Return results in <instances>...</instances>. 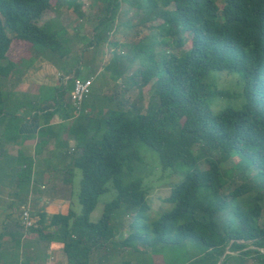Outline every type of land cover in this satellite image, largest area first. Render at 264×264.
I'll return each instance as SVG.
<instances>
[{
	"label": "trees",
	"instance_id": "1",
	"mask_svg": "<svg viewBox=\"0 0 264 264\" xmlns=\"http://www.w3.org/2000/svg\"><path fill=\"white\" fill-rule=\"evenodd\" d=\"M64 1L82 15L80 0ZM104 1L111 14L127 0ZM138 1L151 9L161 2L162 33L177 34L178 45L188 33L191 44L176 54L165 52L166 41L136 43L132 55L123 59L116 53L106 65L112 77L121 80L127 62L139 59L122 86L126 90L150 84L145 112L128 103L127 108H101L97 116L82 108L78 114L63 94L53 98L52 110H44L46 120L56 110L70 119L77 113L69 131L75 139L72 166L80 170V212L49 215V225L56 227L51 237L63 243L67 264H88L90 253L114 236L111 214L118 209L124 215L133 213L122 245L134 247L143 238L160 244L189 240L207 251L208 264H217L221 257L219 264H229V252L237 250H243L237 257L254 253L264 264V226L257 225L264 193L253 194L249 182L230 190L228 199L220 193L234 169L255 170L253 179L264 189V0H221V6L218 0ZM49 9L51 0H0L1 77L30 66L45 51L60 57L69 52L58 30L47 31L50 20L40 24ZM218 73L230 75L236 90L217 88ZM218 99L227 104L215 109ZM139 142L158 154L162 169L177 168L182 175L163 198L171 209L155 220L146 215L144 178L132 175L134 164L141 162ZM232 158L235 162L223 170L221 164ZM109 187L116 196L92 222L90 213ZM248 192L251 197L240 203L238 197Z\"/></svg>",
	"mask_w": 264,
	"mask_h": 264
},
{
	"label": "rangeland",
	"instance_id": "2",
	"mask_svg": "<svg viewBox=\"0 0 264 264\" xmlns=\"http://www.w3.org/2000/svg\"><path fill=\"white\" fill-rule=\"evenodd\" d=\"M80 3L81 16L64 0H51V9L46 11L40 19V24L50 20L47 31L58 30L57 36L66 38V43L63 46L65 45L69 52L65 56L60 57L58 53L52 54L49 51H45L44 56L42 55L50 59L52 64H55L62 71V75L66 77L60 79L61 81L57 85L46 83L37 85L29 82L23 84L24 82L22 83L19 78L29 68L27 64L22 65L19 71H16V75L12 73L6 78L0 76V110L13 112L15 108L17 110L21 107L19 104L22 103L23 99L27 110L32 112L35 109L38 110L41 103H50L51 101L54 104L53 98L62 94L63 99L68 102V96L76 75L81 78L92 79L89 92L80 105L81 112L88 111L90 116H97L101 108H127L128 103L130 106L133 104L137 106L138 111L145 112L149 103L150 84L130 87L128 83L127 86L130 88L126 90L122 86L127 76L131 75L139 66V59L131 62L124 61V63L127 62V66L121 80L113 78L110 70L106 69V65L115 59L116 53L123 55V59L126 58L125 56L132 55V47L136 43L146 44L153 41V44L160 45L166 41L168 45L164 49L165 52H175L176 54L183 53L191 44L188 33L182 34L181 45H178L177 34L164 35L162 33L160 26L163 23V18L158 14L162 8L161 2H157V7L151 9L141 5L138 0L121 1L119 8L117 7L111 14L106 11V1L104 0H80ZM217 3L221 6L222 1L218 0ZM23 51L25 52L26 48ZM25 54H28V51ZM55 73L56 71L53 69L51 78L54 75L55 78L58 76V73ZM15 78L17 82H15ZM46 80L50 79L46 78ZM2 81L6 83V86ZM215 83L217 88L236 90L234 79L228 74L218 73ZM8 85L11 86L8 87ZM18 85L25 90L26 94L18 95L22 99L20 98V102L15 103L17 96L12 92ZM36 90H39L37 94ZM236 99L233 97L231 101L240 105V101ZM226 104L225 99H218L213 107L218 109ZM77 111L79 114V110ZM26 114L27 112L23 110V116ZM137 148L141 162L134 164L132 175L144 178L147 185V203L149 206L146 215L147 218L155 220L163 212L171 209L172 204L165 202L163 198L169 194L171 185L180 181L182 175L177 168L162 169L158 154L144 143L139 142ZM235 160L232 158L222 163V169L229 168ZM76 171L80 180V170L76 169ZM255 172V170L246 172L244 170H232L231 177L227 179V186L220 191L221 195L228 199V192L241 182H249L253 188V194L257 190L264 193V189L259 188V181L253 179ZM79 180L74 179L75 187L72 195L73 206L71 208L76 213L80 212L77 201ZM115 196L116 191L112 187L102 193L98 197L89 219L96 222L104 210V205ZM250 197L251 193L248 192L238 197V200L241 203ZM259 203L261 211L257 217V225L262 227L264 226V197L259 200ZM247 205L242 203L244 207ZM121 213V210L117 209L111 214L110 225L113 227L114 236L107 243L105 242L101 248L94 249L90 253L88 264H208L210 257L207 251L197 247L189 240L177 244H160L158 242L151 243L150 239L145 241L143 238L140 242L135 241L136 246L134 245V247L122 245L120 242L128 234V226L133 221V213L125 215ZM253 247L249 245L247 248ZM242 251H230L229 253L233 256L229 260V264H259L254 253L242 255L241 258L240 256L237 257V254L242 253ZM261 251L264 252V249ZM227 252L225 251V253Z\"/></svg>",
	"mask_w": 264,
	"mask_h": 264
},
{
	"label": "crops",
	"instance_id": "3",
	"mask_svg": "<svg viewBox=\"0 0 264 264\" xmlns=\"http://www.w3.org/2000/svg\"><path fill=\"white\" fill-rule=\"evenodd\" d=\"M53 69L62 74L50 59L39 56L19 80L23 84L57 85L61 80L55 75L51 78ZM12 73L16 75L15 71ZM24 91L20 85L15 87V103L20 102L18 95ZM24 102L22 99L21 107L8 115L2 109L0 114V264H67L63 243L51 237L56 227L49 225L48 216L76 213L71 207L74 179L79 180V174L72 166L75 139L69 127L78 112L70 119L64 117L62 110H56L46 120L44 110L53 109L51 101L41 103L32 112ZM67 103L71 105L69 96ZM23 110L27 112L25 116ZM24 207H29L37 218L35 227L27 228L20 222Z\"/></svg>",
	"mask_w": 264,
	"mask_h": 264
},
{
	"label": "built area",
	"instance_id": "4",
	"mask_svg": "<svg viewBox=\"0 0 264 264\" xmlns=\"http://www.w3.org/2000/svg\"><path fill=\"white\" fill-rule=\"evenodd\" d=\"M59 79L65 78L62 74L58 73ZM91 78L74 77L72 89L69 94V102L76 109L80 110V105L89 92L91 86ZM20 222L24 227H35L37 225V218L32 216L29 207L21 208L19 215Z\"/></svg>",
	"mask_w": 264,
	"mask_h": 264
},
{
	"label": "water",
	"instance_id": "5",
	"mask_svg": "<svg viewBox=\"0 0 264 264\" xmlns=\"http://www.w3.org/2000/svg\"><path fill=\"white\" fill-rule=\"evenodd\" d=\"M221 261H222V257H221V259H219V261H218V263H217V264H219Z\"/></svg>",
	"mask_w": 264,
	"mask_h": 264
}]
</instances>
